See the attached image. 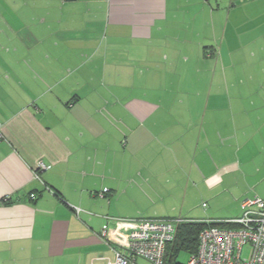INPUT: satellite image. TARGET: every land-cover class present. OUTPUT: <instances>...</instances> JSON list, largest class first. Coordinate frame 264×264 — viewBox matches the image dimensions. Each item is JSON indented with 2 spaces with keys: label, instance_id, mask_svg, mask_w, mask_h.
I'll return each instance as SVG.
<instances>
[{
  "label": "crops",
  "instance_id": "obj_1",
  "mask_svg": "<svg viewBox=\"0 0 264 264\" xmlns=\"http://www.w3.org/2000/svg\"><path fill=\"white\" fill-rule=\"evenodd\" d=\"M0 125V264L239 218L264 196V0H0Z\"/></svg>",
  "mask_w": 264,
  "mask_h": 264
},
{
  "label": "built area",
  "instance_id": "obj_2",
  "mask_svg": "<svg viewBox=\"0 0 264 264\" xmlns=\"http://www.w3.org/2000/svg\"><path fill=\"white\" fill-rule=\"evenodd\" d=\"M0 125V141L3 139ZM38 162L34 177L47 169ZM107 188L103 189V193ZM102 195V194H100ZM35 198L34 194L30 195ZM242 215L239 218L215 221L228 226L210 225L198 233L196 251L189 254L185 264H264V196L244 198L241 202ZM205 206V203L202 204ZM180 219H130L118 220L116 230L127 227L122 234L125 253H122L105 237L102 240L108 247L103 256L105 264H136L143 259L150 264H164L165 248L173 241L176 226ZM210 223V222H209Z\"/></svg>",
  "mask_w": 264,
  "mask_h": 264
},
{
  "label": "trees",
  "instance_id": "obj_3",
  "mask_svg": "<svg viewBox=\"0 0 264 264\" xmlns=\"http://www.w3.org/2000/svg\"><path fill=\"white\" fill-rule=\"evenodd\" d=\"M210 225L228 226L230 224L206 223L204 221H180L176 226V233L173 241L167 244L164 254V264H180L177 257L181 251L189 254L196 251L198 243V233Z\"/></svg>",
  "mask_w": 264,
  "mask_h": 264
},
{
  "label": "rangeland",
  "instance_id": "obj_4",
  "mask_svg": "<svg viewBox=\"0 0 264 264\" xmlns=\"http://www.w3.org/2000/svg\"><path fill=\"white\" fill-rule=\"evenodd\" d=\"M189 258V252L187 251H181L177 257V261L180 264H185Z\"/></svg>",
  "mask_w": 264,
  "mask_h": 264
}]
</instances>
